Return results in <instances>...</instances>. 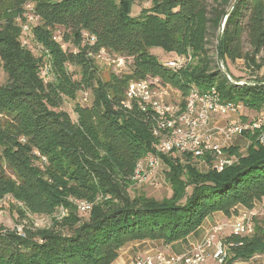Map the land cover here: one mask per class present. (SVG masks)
<instances>
[{
	"label": "trees",
	"instance_id": "16d2710c",
	"mask_svg": "<svg viewBox=\"0 0 264 264\" xmlns=\"http://www.w3.org/2000/svg\"><path fill=\"white\" fill-rule=\"evenodd\" d=\"M137 1L150 6L132 16ZM26 4L39 22L30 29L39 57L22 45L14 22ZM60 28L66 33L58 41ZM211 29H222L229 78L216 57L220 31L215 55L207 46ZM152 48L192 60L174 70ZM101 50L130 58L129 74L101 78L95 57ZM238 60L254 71L264 67V0H0V69L6 76L0 85V199L21 203L22 218H52L48 228L23 225L21 233L0 224V264H113L129 243L171 245L214 213L231 218L238 207L252 210L264 202V145L257 139L241 155L229 147L237 158L221 172L198 170L189 155H161L170 197L131 195L136 164L155 153L158 139L149 113L134 103L124 107L128 83L157 79L182 100L193 88H214L222 101L262 112L264 77L237 78L228 62ZM45 64L47 81L41 77ZM84 92L90 102L77 104L72 119L62 102ZM74 200L91 209L80 213ZM61 207L68 214L57 220ZM256 218L249 235L223 239L224 264L264 253V219Z\"/></svg>",
	"mask_w": 264,
	"mask_h": 264
},
{
	"label": "built area",
	"instance_id": "2783aa9c",
	"mask_svg": "<svg viewBox=\"0 0 264 264\" xmlns=\"http://www.w3.org/2000/svg\"><path fill=\"white\" fill-rule=\"evenodd\" d=\"M25 6L33 9L32 4ZM36 19H38L37 16ZM104 53L106 52L101 50L95 55L96 59H100ZM123 58L119 57V62L122 63ZM175 58L173 62H165L164 66L178 70L192 60L190 54L175 56ZM48 69L46 64L41 72L45 71L48 76ZM168 90H173V88L164 86L157 79L152 78L131 81L125 90L124 107L130 108L134 103L142 112L149 113L154 122L152 135L158 139L155 153L146 155L136 164L132 177L136 185L143 184L156 174L161 163V155H192V159L204 160L207 167L210 166L215 171L221 172L234 162L233 156L227 152L231 146H224L229 145L232 138L247 133L250 135L256 133L258 142L264 145V113H259L250 122L243 123L239 112L242 105L222 101L214 88L204 93L193 88L181 104L175 105L169 101ZM82 94L86 102L90 94L88 92ZM230 113L238 116L237 121L227 122L222 128L216 130L215 135L209 132L208 126L216 115L225 116ZM73 202L80 213L88 212L92 206L91 203L84 201L74 200ZM18 205L22 207L21 203ZM67 214V209L61 207L58 219H62ZM35 217H40L41 221L46 224L51 222V218L46 215ZM255 218V209L243 211L239 222L231 226V234L249 235L253 231ZM22 228L23 226L16 227V230L21 233ZM222 228L221 225L214 227L204 243L189 255L176 256L164 252H157L152 256L136 254L131 264H202L206 260L207 248L212 245H214L213 260L216 264H224L227 257V246L222 241L214 243L216 235Z\"/></svg>",
	"mask_w": 264,
	"mask_h": 264
},
{
	"label": "rangeland",
	"instance_id": "374dc122",
	"mask_svg": "<svg viewBox=\"0 0 264 264\" xmlns=\"http://www.w3.org/2000/svg\"><path fill=\"white\" fill-rule=\"evenodd\" d=\"M149 6H150L149 2L137 1L132 9V16H137L142 9H146ZM13 17H14V22L20 31V41L22 42V45L28 47L35 56L39 57L41 55L42 49L36 43H34L33 38L30 34L31 27L39 23L38 19H36L33 9L23 6L21 12L14 13ZM219 31L220 29L218 30L211 29L209 33V40H208L207 46L210 49L211 53L214 55H215L216 37L219 35ZM64 33H66V31L60 28L54 32V36L58 41H60ZM62 48L70 52H75V49L71 45L63 44ZM150 51L153 55H156L162 63L173 62L176 59L175 55L165 54L160 48H152ZM119 57L120 56H115V55H110L108 53H104L102 57L98 59L97 65L99 68V75L101 78L106 79L110 73H114L116 75L129 74V66L131 64V59L123 58V61L121 63L119 62ZM247 67L248 66L245 65L243 61L241 60L235 61L233 63L228 62L229 71L233 72V74H235L237 78H241L242 81L253 80L256 77L257 78L264 77V67L259 71H254L252 69L251 73L250 71H248ZM221 70H222V67H221ZM41 76L44 78V80L50 79L49 73L47 76V74L43 70L41 72ZM5 82H6V76L3 74L2 70L0 69V85L4 84ZM168 92L170 95L169 101L172 104L174 105L181 104V102L184 101L182 100L179 93L176 92L174 89L168 90ZM89 102H90V97L85 102L83 100V94H79L76 100L64 99L60 109L62 111L67 112L71 116L72 119H75L76 116L74 114V107L77 104L86 105V104H89ZM247 110L243 106H241V109L239 110L240 114L242 115L241 119L243 118V114H246L248 112ZM259 113H264V111L259 112ZM259 113H256V114H259ZM249 136L250 135H242V136L234 137L230 140L229 144L233 145V147L235 146L240 147L241 149L238 148V150H242V152L239 151V155L244 154L246 147L250 146L251 142L253 143V141L254 140L256 141L257 139L256 135H254L255 137L254 136L249 137ZM185 155L187 154H183L179 156L184 157ZM168 156L177 157L178 155L173 154V155H168ZM189 156L191 158L190 161H192V163H195L194 165H196L197 169L201 171L202 168L199 167L201 162L198 163L197 159L195 158L192 159L193 158L192 155H189ZM236 158H237V155L233 156L234 160H236ZM168 170L169 169L167 168V166L163 163L161 159V163L157 169L156 174L152 176L151 179H148L145 182H143V184L137 185L136 188L131 192V195H134L136 193H142L148 197H154L158 200L161 198L170 197L171 190H170L169 184L166 181V176H165ZM22 208L23 207L18 205L16 201H13L11 197L6 196L0 199V224L10 229L21 227L23 225L24 226L31 225L33 226V228H38V229L48 228L51 226L52 224L51 217H50L51 222L48 224L43 223L40 217L29 216L28 214H25V217L23 218L20 217L21 215L19 211L22 210ZM259 208H254L256 211L257 221L260 219H264V206H261V207L259 206ZM54 217L57 219L60 217V209L54 215Z\"/></svg>",
	"mask_w": 264,
	"mask_h": 264
},
{
	"label": "crops",
	"instance_id": "0c3cea01",
	"mask_svg": "<svg viewBox=\"0 0 264 264\" xmlns=\"http://www.w3.org/2000/svg\"><path fill=\"white\" fill-rule=\"evenodd\" d=\"M173 55V54H169ZM248 68L250 73L252 70ZM231 72V71H230ZM233 74V72H231ZM236 76L235 74H233ZM246 109V108H245ZM247 110V109H246ZM246 114H243V118L241 119L243 123L250 122L255 116L259 113L253 110H247ZM238 116L236 114L230 113L228 115L219 116L216 115L211 123L208 126V130L210 133L215 135L217 129L222 128L227 122L237 121ZM238 137V136H237ZM224 146H233L231 144ZM236 147V146H235ZM240 148V147H237ZM241 149V148H240ZM247 149V147H246ZM245 149V150H246ZM242 152V150H238ZM198 163L201 162L200 168L201 171L207 170V164L204 160H197ZM259 206H264V202L256 203L255 208H259ZM260 209V208H259ZM238 214L231 218H226L222 213H214L211 216L207 217L202 225L191 235L186 237L185 239L176 242L171 245H164L161 241H135L123 246L118 254V258L113 262V264H131L132 258L136 254H141L143 256H152L157 252H164L168 255H176V256H186L191 254L199 245L203 244L206 238L211 234L212 230L216 226H222V230L216 235V239L214 243L217 241H223L227 236L231 235V226L237 224L239 222L240 216L246 209L242 207H238ZM214 251V245L210 246L206 250V260L202 264H216L212 258V254ZM233 264H264V253L256 254L247 260L236 261Z\"/></svg>",
	"mask_w": 264,
	"mask_h": 264
},
{
	"label": "water",
	"instance_id": "95a60500",
	"mask_svg": "<svg viewBox=\"0 0 264 264\" xmlns=\"http://www.w3.org/2000/svg\"><path fill=\"white\" fill-rule=\"evenodd\" d=\"M221 34H222V29L220 31V35H219V38H218L216 57H217L218 64L220 65V67H222V72L225 74V76L228 77L227 71H226V69L224 67V64H223V58H222L221 49H220V37H221ZM235 84L236 85H241L243 83H235Z\"/></svg>",
	"mask_w": 264,
	"mask_h": 264
}]
</instances>
